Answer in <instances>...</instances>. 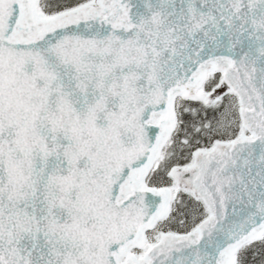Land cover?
I'll return each mask as SVG.
<instances>
[{"label":"snow or ice","instance_id":"obj_1","mask_svg":"<svg viewBox=\"0 0 264 264\" xmlns=\"http://www.w3.org/2000/svg\"><path fill=\"white\" fill-rule=\"evenodd\" d=\"M0 264H264V0H0Z\"/></svg>","mask_w":264,"mask_h":264}]
</instances>
